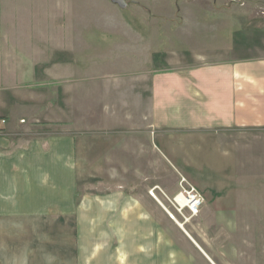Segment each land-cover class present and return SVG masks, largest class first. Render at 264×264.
Returning a JSON list of instances; mask_svg holds the SVG:
<instances>
[{"label":"crops","instance_id":"crops-1","mask_svg":"<svg viewBox=\"0 0 264 264\" xmlns=\"http://www.w3.org/2000/svg\"><path fill=\"white\" fill-rule=\"evenodd\" d=\"M124 2L125 7L118 5L126 8ZM58 25L38 32L71 35L69 42L52 49L74 52L70 61L57 54L25 60L19 45L0 54L8 67H43L53 79L24 88L13 85L2 93L7 101L0 109L8 118L0 121V264H174L173 239L149 212V204L162 207L150 190L156 188L164 199L180 190L182 177L201 186L234 170L237 143L232 134L264 130V39L262 46L250 47L255 54L239 57L223 47L222 38L207 40L220 28L199 31L206 37H198L206 45L202 52L186 45V28L168 29L167 35L179 37H168L165 51L178 41L182 62L172 56L159 67L151 53L159 44V29L147 33L139 28L131 73L100 78L103 89L95 97V68L113 65L124 54L116 47L79 54L77 35L106 32ZM223 48L229 52L225 56ZM63 66H70L68 76L62 75ZM77 67H84L80 75ZM30 76L29 70L17 74L22 82ZM99 97L94 121V99ZM41 125L47 130L33 129ZM169 217L204 264H217L186 223H178L184 221ZM86 236L93 246L80 247L87 252L79 263V243L87 242ZM90 250L102 256H90Z\"/></svg>","mask_w":264,"mask_h":264},{"label":"rangeland","instance_id":"rangeland-1","mask_svg":"<svg viewBox=\"0 0 264 264\" xmlns=\"http://www.w3.org/2000/svg\"><path fill=\"white\" fill-rule=\"evenodd\" d=\"M126 2L128 6L121 8L111 0H0V54L5 56L8 46L19 45L23 50H18V53L23 55L25 60H47L57 54L61 59L70 61L75 56L74 52L70 50L58 52L52 49L53 44L64 45L72 36L39 34L38 29L51 31L54 23L62 27L76 25L79 29L100 28L106 34L77 35L75 51L81 54L86 49L89 52H98L100 48L116 47L117 51L121 49L119 51L125 58L119 59L113 65L95 68L96 97L100 96L103 89L100 78H107L110 74V78H115L131 73L135 51L133 40L137 37L134 32L139 28L146 30L147 33L151 28L159 29V34L155 36L159 44L151 51L159 67L172 56H177L173 59L174 62H182V47L176 44L179 36L167 35L168 29L186 28L187 31L182 33L185 35L186 45L199 49L196 52L206 49V45L199 44L198 37L203 40L207 37L208 41L213 42L218 36L222 38L223 47L229 46V49L232 48L239 57L255 54L256 51L250 50V47L262 46L263 43L264 0H126ZM32 12L34 16H30ZM74 12V17L70 19L69 16H73ZM38 13L43 16H37ZM214 27L220 28V33L206 37L204 34L198 36L199 31L206 34L215 31ZM144 37L150 36L145 34ZM168 37H174L176 40L170 50L165 51ZM85 39L94 42L92 43L94 46L86 44ZM226 42L228 45H225ZM198 46H201V49ZM222 52L223 56L229 53L224 48ZM147 53L149 55V51ZM189 57L195 58L191 52ZM0 63V107L7 101L6 95L2 93H6L13 85L23 87L53 81L43 67H8L5 60H1ZM81 69L84 67L75 69L77 75H80ZM23 70L31 71L33 77L30 76L27 81L22 82L17 74L21 75ZM70 70V66H63L62 75L68 76ZM16 79L19 81L14 82ZM81 83L79 79L78 89L83 92L86 87ZM100 101V97L94 99V121L98 118L96 113L97 109L99 111ZM6 114L4 108L0 109V121L8 118ZM33 129L45 131L47 125L36 126ZM232 136L235 138L232 142L237 143L234 170L228 176H224L223 173L216 179L208 180L205 185L198 186L195 183L205 198L200 214L190 218L187 210H184L183 214L172 206L171 210L180 221L186 223L188 231L205 247L217 264H264V130L238 131ZM175 182L176 178L168 180L167 184L170 186ZM81 197L79 194V200ZM163 200L165 202V198ZM217 206L222 209H215ZM148 207L149 212L158 222H162L161 225L166 227L173 239L174 264L192 262L204 264L193 249L191 241L167 212L153 204H149ZM165 214L171 221L166 219ZM186 218L189 220L186 221ZM85 239L87 242L79 243V250L83 245L86 248L93 246L88 242L90 236H86ZM90 251V256L94 254L102 256L99 250ZM86 252L79 251V263L83 262L81 255ZM92 264L102 263L99 260L92 261Z\"/></svg>","mask_w":264,"mask_h":264},{"label":"built area","instance_id":"built-area-1","mask_svg":"<svg viewBox=\"0 0 264 264\" xmlns=\"http://www.w3.org/2000/svg\"><path fill=\"white\" fill-rule=\"evenodd\" d=\"M180 186V190L172 197L164 193L165 202L156 193V188L151 189L150 194L168 213H170L172 206L181 214L184 210H187L191 216L190 218L198 216L205 204L204 195L197 186L190 183L185 177L181 178ZM185 220L188 221L189 218Z\"/></svg>","mask_w":264,"mask_h":264},{"label":"water","instance_id":"water-1","mask_svg":"<svg viewBox=\"0 0 264 264\" xmlns=\"http://www.w3.org/2000/svg\"><path fill=\"white\" fill-rule=\"evenodd\" d=\"M113 2L119 4L121 7H125L126 3L124 2V0H112Z\"/></svg>","mask_w":264,"mask_h":264},{"label":"bare ground","instance_id":"bare-ground-1","mask_svg":"<svg viewBox=\"0 0 264 264\" xmlns=\"http://www.w3.org/2000/svg\"><path fill=\"white\" fill-rule=\"evenodd\" d=\"M169 215L172 217V218H174V219H176V217H175V215H174V213L173 212H171V209H170V213H169ZM177 221V220H176ZM179 221V220H178ZM182 227L184 226V222H178Z\"/></svg>","mask_w":264,"mask_h":264}]
</instances>
